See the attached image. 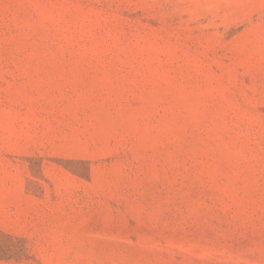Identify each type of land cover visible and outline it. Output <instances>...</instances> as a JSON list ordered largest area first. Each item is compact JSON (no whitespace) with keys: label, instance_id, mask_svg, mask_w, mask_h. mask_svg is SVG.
<instances>
[{"label":"rangeland","instance_id":"rangeland-1","mask_svg":"<svg viewBox=\"0 0 264 264\" xmlns=\"http://www.w3.org/2000/svg\"><path fill=\"white\" fill-rule=\"evenodd\" d=\"M0 264H264V0H0Z\"/></svg>","mask_w":264,"mask_h":264}]
</instances>
